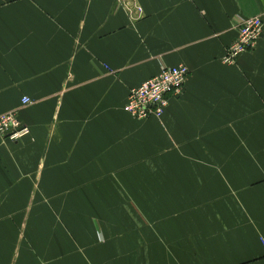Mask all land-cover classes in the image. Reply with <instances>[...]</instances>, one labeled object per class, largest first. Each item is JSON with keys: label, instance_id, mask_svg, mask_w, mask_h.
Masks as SVG:
<instances>
[{"label": "crops", "instance_id": "0c3cea01", "mask_svg": "<svg viewBox=\"0 0 264 264\" xmlns=\"http://www.w3.org/2000/svg\"><path fill=\"white\" fill-rule=\"evenodd\" d=\"M264 0H0V264H264ZM184 65L162 118L132 88ZM31 104L24 106L22 99Z\"/></svg>", "mask_w": 264, "mask_h": 264}, {"label": "built area", "instance_id": "2783aa9c", "mask_svg": "<svg viewBox=\"0 0 264 264\" xmlns=\"http://www.w3.org/2000/svg\"><path fill=\"white\" fill-rule=\"evenodd\" d=\"M263 31L264 21L261 18L243 20L238 28L237 39L226 50L223 63L235 65L241 55L254 51L261 40ZM188 77L189 69L184 65L163 67L158 76L130 90L124 111L136 120L162 118L169 105V98L183 93ZM31 103L29 97L22 99L24 106ZM29 134L30 129L15 114L8 113L0 116V137L17 142Z\"/></svg>", "mask_w": 264, "mask_h": 264}, {"label": "rangeland", "instance_id": "374dc122", "mask_svg": "<svg viewBox=\"0 0 264 264\" xmlns=\"http://www.w3.org/2000/svg\"><path fill=\"white\" fill-rule=\"evenodd\" d=\"M129 96V95H128ZM163 117V116H162Z\"/></svg>", "mask_w": 264, "mask_h": 264}]
</instances>
